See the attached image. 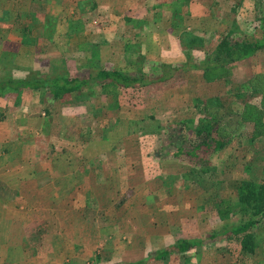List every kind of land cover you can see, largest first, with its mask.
<instances>
[{
	"label": "rangeland",
	"instance_id": "obj_1",
	"mask_svg": "<svg viewBox=\"0 0 264 264\" xmlns=\"http://www.w3.org/2000/svg\"><path fill=\"white\" fill-rule=\"evenodd\" d=\"M189 2L174 4L179 11H169L168 30L152 27L151 14L140 11L121 28L111 16L101 24L95 18H100L99 11H68L59 19L62 26L49 29L52 22L43 21L37 0H9L10 14L3 24L14 30L6 33V45L0 44V76L46 72L51 64L74 69L90 61L129 69L132 53L154 62L202 59L231 30L264 38V0H231L245 10L223 11L218 23L211 2L201 0L195 11H184ZM202 11L208 15H194ZM262 74L264 48L213 71L189 70L164 83L120 91L116 102L115 92L100 96L93 90L81 101L55 104L49 112L33 90L0 94L1 121H11L1 128L11 134L0 141V168L9 170L10 186L19 183L17 190L27 196L17 195L27 205L25 219L37 220L26 246L42 248L35 264H129L123 261H139L181 237L199 238L218 229L223 220L217 202L230 196L239 180L264 176ZM210 105L208 111L233 129L230 143L213 156L216 176L189 171L170 157L158 158L156 133L161 126L195 118ZM245 106L249 111L243 118ZM86 189H91L88 196ZM69 198L77 204L28 206L33 200L39 204ZM238 219L234 211L225 220ZM256 228L254 253L218 240L185 256L184 263L264 264V222Z\"/></svg>",
	"mask_w": 264,
	"mask_h": 264
},
{
	"label": "trees",
	"instance_id": "obj_2",
	"mask_svg": "<svg viewBox=\"0 0 264 264\" xmlns=\"http://www.w3.org/2000/svg\"><path fill=\"white\" fill-rule=\"evenodd\" d=\"M261 20L264 24V17ZM261 48H264V38H249L231 30L222 34L214 49L202 59L154 62L145 55L132 53L127 60L129 69L91 61L74 69L51 64L46 72L29 70L26 76L10 72L0 76V94L33 90L39 93L40 101L47 104L49 112L55 104L63 106L77 103L93 90H98L100 96L115 92L113 102H116L120 91L164 83L189 70L213 71L224 63L231 64L246 59ZM260 78L259 81L264 83V74ZM113 102L108 105L109 108L115 104ZM210 107L211 105L206 108V113L195 118L175 120L162 125L161 130L156 133L158 158L170 157L169 160L179 162L189 171L216 176L213 156L230 143L233 129L214 115L215 112L208 111ZM247 107L249 106H245L243 116L241 115L243 118L249 111ZM3 117L1 112L0 120ZM215 209L219 213L218 217L223 220L218 229H212L200 238L178 239L163 250L149 255L144 261L132 264L163 259L170 254H180L218 240L234 242L243 253H254L259 240L256 227L264 222V176L236 182L233 193L219 200ZM234 211L239 213V219L225 220Z\"/></svg>",
	"mask_w": 264,
	"mask_h": 264
},
{
	"label": "crops",
	"instance_id": "obj_3",
	"mask_svg": "<svg viewBox=\"0 0 264 264\" xmlns=\"http://www.w3.org/2000/svg\"><path fill=\"white\" fill-rule=\"evenodd\" d=\"M8 1L9 0H0V32H1L0 44L3 46L6 45L5 42H8L7 34L14 30L9 23L5 22L4 23L5 25L3 24V22L7 20V17L10 14V11H7L9 5ZM83 1L84 0H37L38 2L37 7H38V11H40L43 21L45 20V18H48L46 22L48 20L52 22L49 29H52L55 25L62 26V21L59 20L63 18L62 13L65 15L68 14V11H83L81 13L84 14L87 13V11H99L96 14V16H100V18L99 17H95V18L98 21H101L102 22L101 24H106V20L109 19L108 16H111L113 20L117 21V24L120 26L119 28H121L123 23L126 24V20L128 19V17H130L131 19V18H136L138 15L142 13H150L151 20L148 21V23L151 24L152 27L158 26V29H161V27L164 26V30L165 28L166 30H168L169 29L168 25L170 26L172 22V20H170V15L172 13L170 14L169 11H179L177 8L178 5L174 6V4L180 0H89L87 4ZM199 1L201 0H190L188 7L185 6L186 8L184 11H186V9H188L189 11H195L197 5L200 4ZM208 1L211 2V5L209 4V6L210 7L212 6L213 9L210 10L215 12L213 14L211 12V15L215 16L216 19L214 21H216L217 23L219 21V18L223 16V11H225L227 14H231L233 11L245 10L242 6L238 8L236 4H231L230 3L231 0H208ZM258 1L260 2V0ZM134 11H140V14L137 13L135 15ZM249 11H251V9ZM17 15L19 14L16 13V17ZM194 15L201 17L203 15H208V12H204V11H202L201 13L196 12L194 13ZM95 21L93 20L94 23ZM43 23L44 22H42V24ZM22 29L27 30V28L24 26L22 27ZM4 34H6V36ZM2 124L9 125L11 124V121L0 120V141L4 138V136L11 134L9 131L7 133H3V131H1V128L3 127ZM6 176H9V170L7 168L1 167L0 183L2 181H5L7 183H5L4 185L0 184L1 185L0 186V264H35L37 261L36 256L39 254V252H43L42 248H39L40 250L38 251L37 247L35 246L34 247H26V246H27V241H29L31 239V236H33L31 235L30 227L31 225L37 223V220L35 217L29 220L25 219L24 214L27 205L25 203V200L19 199L17 195L21 194L22 197H27V196L25 195V193L21 191L19 192V190H17L18 188L21 187L19 183H14V185H12L15 187V189L13 190ZM14 178L16 179L17 176H15ZM74 183L75 182L72 181V184ZM2 186H4V188H7V190L2 189ZM36 190L37 189H35V191ZM89 190L91 191V189ZM89 190L88 189L85 190L87 196ZM68 192L69 191H67V193ZM75 200L76 199L69 198L63 201L56 200V203H53L51 200L49 203L40 202L39 204H37L36 202L37 200H33L34 201L33 203L32 201L28 202L30 203L28 206L30 207L33 206L35 209L43 205L48 207H54V206L73 207L75 204H77ZM87 203H89V197H87ZM19 209L20 211H22V214L19 211ZM181 238H187V237H181ZM64 239L68 240L70 239V237L65 236ZM172 243L174 242L172 241L170 245ZM165 247H168V245H164L162 249L145 253V255H142V257L139 259V261H144L145 259L148 258L149 255L154 254L157 251L163 250ZM198 250L199 248H195L180 254H170L163 259L146 260L143 264H154V263L160 264L163 262L165 264H185L184 257L189 255L191 252H197ZM134 253H137V250ZM54 254H56V252H54ZM65 254L67 253L65 252ZM139 261L132 262V260H129L123 262H130L129 264H132V263H137Z\"/></svg>",
	"mask_w": 264,
	"mask_h": 264
}]
</instances>
